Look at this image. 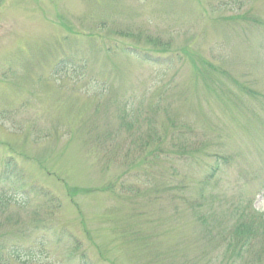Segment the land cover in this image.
<instances>
[{
	"label": "rangeland",
	"instance_id": "rangeland-1",
	"mask_svg": "<svg viewBox=\"0 0 264 264\" xmlns=\"http://www.w3.org/2000/svg\"><path fill=\"white\" fill-rule=\"evenodd\" d=\"M74 241L264 264V0H0V264Z\"/></svg>",
	"mask_w": 264,
	"mask_h": 264
},
{
	"label": "trees",
	"instance_id": "trees-1",
	"mask_svg": "<svg viewBox=\"0 0 264 264\" xmlns=\"http://www.w3.org/2000/svg\"><path fill=\"white\" fill-rule=\"evenodd\" d=\"M64 235V234H63ZM70 238V236H69ZM71 240V238H70ZM72 241V240H71ZM72 249H74V251H72L70 254H71V257L72 255L73 256H76L77 254H79V257H80V264L84 261L85 262V255L82 253V252H79V247L78 245L76 244V242H72ZM4 250V247H0V254H2V251ZM5 251L7 253V256L10 257V259H12L13 257L16 258V257H21L22 255L20 254V252L15 248H8L6 249L5 248ZM37 254H33V253H29L28 255H26V257H35ZM83 264V263H82Z\"/></svg>",
	"mask_w": 264,
	"mask_h": 264
}]
</instances>
